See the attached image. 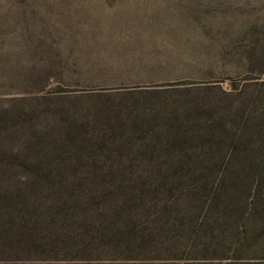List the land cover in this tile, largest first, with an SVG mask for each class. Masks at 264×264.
<instances>
[{"label":"rangeland","instance_id":"1","mask_svg":"<svg viewBox=\"0 0 264 264\" xmlns=\"http://www.w3.org/2000/svg\"><path fill=\"white\" fill-rule=\"evenodd\" d=\"M262 54L264 0H0V106L23 107L25 165L75 162L68 157L72 151L60 155L55 150L66 142L62 133L46 136L49 156L34 159L29 152L31 158H24L34 140L28 136L44 125L91 122L101 109L123 117L165 116L162 108L168 103L193 108L191 115H182L189 123L203 122L208 107L229 105L238 115L245 109L231 130L236 136L243 132L254 152L264 147V70L258 69ZM245 115L247 125L241 130ZM86 129L83 136L97 133ZM139 132L118 135L129 140L117 160L121 172L62 177L165 179L166 170H154L177 161L148 159L138 152L161 127ZM84 156L82 164L88 160ZM104 159L97 162L118 166L111 157ZM32 176L23 171V180ZM177 240L172 249L130 258L101 254L77 260L23 259V264H264L261 252L197 253L186 240Z\"/></svg>","mask_w":264,"mask_h":264},{"label":"trees","instance_id":"2","mask_svg":"<svg viewBox=\"0 0 264 264\" xmlns=\"http://www.w3.org/2000/svg\"><path fill=\"white\" fill-rule=\"evenodd\" d=\"M12 105L0 106V264L101 254L130 258L172 249L179 238L197 253L264 254V147L252 152L243 132L236 136L231 130L245 109L238 115L229 105L220 110L208 107L209 115L201 123H189L182 116L191 115L188 110L193 108L184 106L186 111L170 103L163 105L165 116L123 117L97 110L91 122H56L28 136L34 140L28 142L24 158L43 159L50 149L44 143L46 136L62 133L66 142H59L55 150L60 155L72 151L68 157L74 164L25 165L23 107ZM247 117L240 122L241 130ZM88 126L97 133L83 136ZM153 127H161L162 132H155L152 141L145 140L151 144L138 152L148 159L162 156L177 161L154 170H166L165 179L124 182L62 177L121 172L122 163L117 160L129 140L118 135L146 133ZM83 155L88 159L85 164L79 161ZM103 155L118 166L99 164ZM23 171L33 176L23 180ZM173 177L177 179H169Z\"/></svg>","mask_w":264,"mask_h":264}]
</instances>
